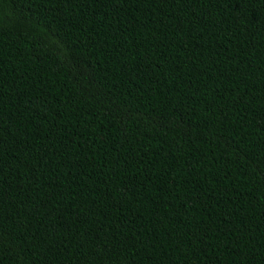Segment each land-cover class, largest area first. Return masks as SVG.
<instances>
[{
    "label": "trees",
    "instance_id": "16d2710c",
    "mask_svg": "<svg viewBox=\"0 0 264 264\" xmlns=\"http://www.w3.org/2000/svg\"><path fill=\"white\" fill-rule=\"evenodd\" d=\"M0 264H264V0H0Z\"/></svg>",
    "mask_w": 264,
    "mask_h": 264
}]
</instances>
